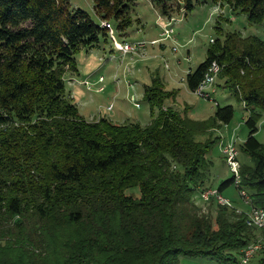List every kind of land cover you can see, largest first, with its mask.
I'll return each mask as SVG.
<instances>
[{
	"label": "trees",
	"instance_id": "16d2710c",
	"mask_svg": "<svg viewBox=\"0 0 264 264\" xmlns=\"http://www.w3.org/2000/svg\"><path fill=\"white\" fill-rule=\"evenodd\" d=\"M94 1L102 23L120 20L134 0ZM150 1L169 15L175 0ZM176 1L178 10L191 12L206 0ZM209 1L251 24L264 22V0ZM101 23L69 0H0V264H178L181 256L242 264L243 250L259 242L255 229L214 201L207 204L217 205L216 218L195 202L208 188L215 143L195 136L213 126L174 107L163 110L178 95L158 78L144 88L147 126L87 121L68 99L66 75L77 73V53L112 39ZM214 61L223 66L215 87L227 88L249 111L240 150L250 163L238 156L239 185L232 176L217 189L248 190L252 205L264 207V144L257 137L264 40L237 32L215 40L187 75L190 91ZM234 114L233 106H218L215 121L229 124ZM137 188L138 198L131 192ZM258 254L264 264L263 244Z\"/></svg>",
	"mask_w": 264,
	"mask_h": 264
},
{
	"label": "rangeland",
	"instance_id": "374dc122",
	"mask_svg": "<svg viewBox=\"0 0 264 264\" xmlns=\"http://www.w3.org/2000/svg\"><path fill=\"white\" fill-rule=\"evenodd\" d=\"M69 2L72 8L82 9L96 23H101L102 19L96 13L94 0ZM127 5L126 14L120 20L112 16L108 18L113 25L115 37L121 44L135 45L146 42V49L139 50L140 54L124 55L115 48L110 36L101 37L97 46L89 50L82 49L75 56L78 71L68 72L66 75L67 97L87 121L107 118L115 124L139 123L147 126L152 122V118L150 105L144 98V88L152 85L153 78L160 79L166 89L175 91L178 95L174 103L166 101L163 110L174 107L182 114L186 113L191 120L206 122L207 126H213L205 134H196L195 137L198 141L215 142L208 155V161L212 164L206 173L205 181L207 189H217L223 181L234 176L222 154V144L236 140L239 160L250 163L240 150L249 133L245 124L249 111L245 109V103L239 101L223 86L215 87L216 93L211 100L196 95L187 86V75L206 60L211 40H223L230 32L240 33L243 37L256 36L264 40V22L261 25L251 24L244 14L234 13L227 4L222 6L209 0L196 5L191 12L184 6L181 11L178 10L175 0L169 15H164L150 0H134ZM122 21L129 23L125 24ZM170 21L169 27L173 28L174 34L169 40H163L162 31ZM218 28L221 32H218ZM150 41L156 43L150 45ZM102 77L103 81L99 82ZM219 82L221 81L217 78L216 83ZM136 104H139V107ZM228 105L233 106L235 111L232 121L229 124L215 121L218 106L223 108ZM259 128L257 137L264 144V117ZM242 191L245 196L232 186L223 193V196L233 205V210H229L240 211L242 215H246L251 207L245 200L251 201V196L248 190ZM131 192L134 197L138 198L140 195L138 188ZM195 200L197 206L203 208L204 212L212 209L213 218H216L217 205L212 208L200 197H196ZM255 232L256 239L264 245V233L257 229ZM259 258L260 255L252 259L250 264H257ZM241 260L240 257V262ZM178 264L222 263L208 257L181 256Z\"/></svg>",
	"mask_w": 264,
	"mask_h": 264
},
{
	"label": "built area",
	"instance_id": "2783aa9c",
	"mask_svg": "<svg viewBox=\"0 0 264 264\" xmlns=\"http://www.w3.org/2000/svg\"><path fill=\"white\" fill-rule=\"evenodd\" d=\"M101 24L102 26L109 29L115 48L118 51H121L124 55H127L129 53L140 54L141 52H139V50L146 49L147 47L146 42H139L135 45L129 43H124V44L119 43L115 37L113 26L107 21H104ZM170 25H171V21L164 26V29L161 34V39L169 40L173 36L174 30L173 28L169 27ZM155 43L156 42L154 41H150V45ZM211 43H214V40H211ZM173 51L176 52L177 50L173 49ZM222 69L223 66H221L218 62L216 61L212 62L211 65L208 67L202 82L197 87L194 93L204 99L211 100L213 94L216 93L215 83ZM102 81H103V77L100 78L99 82ZM136 106L139 107V104H136ZM237 145L238 144L236 140H231L228 141L227 144H222V154L224 155V158L226 159V162L235 177L236 186H238L240 182V162L238 161L239 152L237 149ZM240 193L242 196H245L243 191H241ZM199 197L205 203L214 201L216 204L220 206H224L227 207L228 209L233 210L232 203L228 199H226L218 191V189H213V188L203 189L200 191ZM245 201L251 207L250 212H248L246 215H243L247 227L257 230H264V207H254L251 201H247V200ZM235 213L237 215L243 214L240 211H236ZM261 248H262V244L260 242L246 247L243 250V254H242V260H241L242 264H249L252 261V259L255 257L256 253Z\"/></svg>",
	"mask_w": 264,
	"mask_h": 264
},
{
	"label": "clouds",
	"instance_id": "9594fccd",
	"mask_svg": "<svg viewBox=\"0 0 264 264\" xmlns=\"http://www.w3.org/2000/svg\"><path fill=\"white\" fill-rule=\"evenodd\" d=\"M110 23V22H109ZM111 24V23H110ZM168 24V23H167ZM112 25V24H111ZM113 26V25H112ZM114 29V28H113ZM115 33V32H114ZM111 35V34H110Z\"/></svg>",
	"mask_w": 264,
	"mask_h": 264
}]
</instances>
